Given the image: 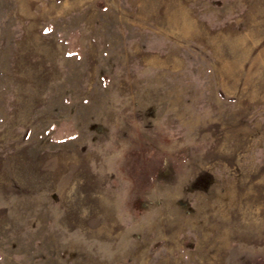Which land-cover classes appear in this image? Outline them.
<instances>
[{
	"label": "rangeland",
	"instance_id": "1",
	"mask_svg": "<svg viewBox=\"0 0 264 264\" xmlns=\"http://www.w3.org/2000/svg\"><path fill=\"white\" fill-rule=\"evenodd\" d=\"M0 264H264V0H0Z\"/></svg>",
	"mask_w": 264,
	"mask_h": 264
}]
</instances>
